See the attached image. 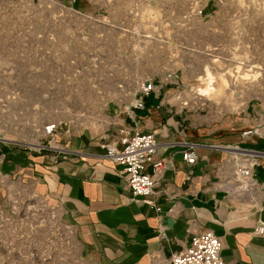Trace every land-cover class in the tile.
Returning a JSON list of instances; mask_svg holds the SVG:
<instances>
[{
    "label": "rangeland",
    "instance_id": "obj_1",
    "mask_svg": "<svg viewBox=\"0 0 264 264\" xmlns=\"http://www.w3.org/2000/svg\"><path fill=\"white\" fill-rule=\"evenodd\" d=\"M91 1L82 11L0 0L6 138L21 113L33 126L24 136L38 144L52 122L104 134L111 117L140 112L197 138L227 136L236 124L253 132L242 147L264 153L255 148L264 145V0ZM147 80L155 90L146 96ZM61 216L46 196L0 182V264H89Z\"/></svg>",
    "mask_w": 264,
    "mask_h": 264
},
{
    "label": "crops",
    "instance_id": "obj_2",
    "mask_svg": "<svg viewBox=\"0 0 264 264\" xmlns=\"http://www.w3.org/2000/svg\"><path fill=\"white\" fill-rule=\"evenodd\" d=\"M59 1L82 11L95 6L91 0ZM21 115L14 122L15 138H6L4 127L0 130L6 155L0 182L34 190L58 206L63 222L75 229L89 264H168L172 255L190 245L195 233L204 231L219 238L224 264H264V234H257L264 226V159L255 170L259 187L252 197H233L220 182L222 169L227 178L232 176L233 162L226 166L231 156L217 146L244 148L236 124L227 128L232 132L227 136L197 138L180 133L169 121L138 112L111 117L104 134L70 125L58 131L54 146L39 149L34 147L36 137L24 136L32 125L22 122ZM122 128L131 134L155 133L160 145L159 156L167 169L148 198L150 203L132 194L123 167L105 157L104 146ZM191 143L199 145L195 164L182 156ZM255 148L264 150V145Z\"/></svg>",
    "mask_w": 264,
    "mask_h": 264
},
{
    "label": "built area",
    "instance_id": "obj_3",
    "mask_svg": "<svg viewBox=\"0 0 264 264\" xmlns=\"http://www.w3.org/2000/svg\"><path fill=\"white\" fill-rule=\"evenodd\" d=\"M154 90V84L148 80L139 86V91L146 96L151 95ZM135 108L143 110L145 107L143 102H138ZM71 124L72 122H52L45 125L40 139L47 143H38L34 147L41 149L52 147V144L54 146V138L61 126L67 125L68 127ZM252 133L245 132L243 137ZM117 134L113 142L104 146L105 157L123 167L127 187L132 194L135 197L144 198L145 202L150 203L148 198L155 194L158 181L167 169L165 160L159 156L160 145L156 142L155 133L131 134L129 129L122 128ZM198 146L197 143L187 144V149L182 155L185 162L195 164L197 159L195 149ZM217 149H222L231 156V160L226 162V166L231 161L233 162L230 178L225 176L224 169L220 172V182L224 184L223 189L239 199L252 197L259 187L255 179V169L259 167V160L264 157V153L230 146H217ZM5 158L6 155L0 147V164L4 163ZM159 210L157 209V211ZM73 230L75 232L74 228ZM257 234H264V226L258 229ZM162 236L164 235L162 234ZM154 264L162 263L156 261ZM168 264H224L221 242L212 231L195 233L190 245L183 252L172 255Z\"/></svg>",
    "mask_w": 264,
    "mask_h": 264
},
{
    "label": "bare ground",
    "instance_id": "obj_4",
    "mask_svg": "<svg viewBox=\"0 0 264 264\" xmlns=\"http://www.w3.org/2000/svg\"><path fill=\"white\" fill-rule=\"evenodd\" d=\"M201 94L206 95L207 94V90H200Z\"/></svg>",
    "mask_w": 264,
    "mask_h": 264
}]
</instances>
